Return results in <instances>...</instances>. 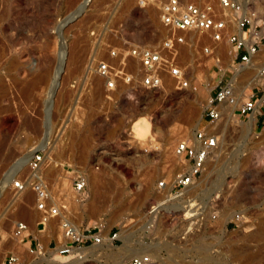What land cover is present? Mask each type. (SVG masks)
Listing matches in <instances>:
<instances>
[{
    "label": "rangeland",
    "instance_id": "obj_1",
    "mask_svg": "<svg viewBox=\"0 0 264 264\" xmlns=\"http://www.w3.org/2000/svg\"><path fill=\"white\" fill-rule=\"evenodd\" d=\"M82 1L0 0V264H50L48 257L55 264L69 262L55 250L37 255L26 247L35 238L45 250L58 244L64 216L37 225L33 190L27 185L21 197L15 196L19 190L5 184L25 176L28 154L44 141L40 169L58 202L67 206L69 219L78 228L100 222L105 233L119 232L113 249L104 246L107 242L86 247L76 264H113L116 259L131 264L138 253L150 257L146 264H264L263 124L251 125L234 105L221 104L222 116L214 124L222 133L219 145L208 171L185 194L195 199L198 214L189 218L183 199L165 197L169 185L158 187V180L171 179L181 165L173 145L182 135L164 145L168 130L179 124L187 135L219 85L231 84L238 97L250 91L241 89L237 71L242 65L232 44L222 40L214 49L207 33L196 41L200 34L192 32L177 55L188 73L187 87L176 89L164 74L160 90L121 85L108 98L102 78L87 69L90 30L114 10L131 39L156 43L165 31L153 5L141 9L135 0L119 5L89 0L80 10ZM239 1L255 10L263 35L249 64L253 79L264 60V0ZM60 59V84L47 109L49 81ZM80 171L87 174L81 201L70 184ZM92 174L97 181L90 180ZM153 200L165 204L154 217L148 213ZM18 219L28 222L23 241L12 234ZM11 253L19 260L9 262Z\"/></svg>",
    "mask_w": 264,
    "mask_h": 264
},
{
    "label": "built area",
    "instance_id": "obj_2",
    "mask_svg": "<svg viewBox=\"0 0 264 264\" xmlns=\"http://www.w3.org/2000/svg\"><path fill=\"white\" fill-rule=\"evenodd\" d=\"M115 1L116 5L122 3V0ZM152 5L158 9L160 26L165 31L156 43L129 38L123 22L116 19L114 10L108 11L103 21L90 30L87 69L91 74L102 78L104 96L109 98L121 85H129L134 90H160L163 88L164 74L173 80L176 89L187 87L190 83L188 73L177 62V55L180 45L192 32L200 34L196 41L207 33L214 42L225 40L232 44L235 47L234 58L242 66L250 62L252 55L258 51L263 37L257 29L260 25L258 16L251 6L239 0H135V6L141 9ZM203 50L211 49L204 46ZM236 95L231 84L219 85L214 96L209 97L199 121L186 136L176 140L173 154L179 158L180 168L171 179L158 180V187L164 188L166 184L170 186V196L167 198H180L183 189L193 184L201 175L208 156L218 147L222 133L214 124L222 116V102L236 103L233 110L241 116H249L255 112V121L264 125V60L258 65L250 91L239 95V99ZM209 125L212 127L208 128ZM42 157V151L35 149L27 161L25 176L16 178L14 187L28 185L33 190L34 206L39 212L37 225L45 226L51 218L60 214L64 216L62 220L59 219L62 239L58 244L48 247L49 250H45L37 238L30 240L26 247L33 254L44 255L55 250L58 254L68 256L67 260L81 261L85 252L74 250L75 247L100 244L104 242L105 235L112 243L119 232L105 233L104 225L100 222L77 228L68 218L67 206L58 202L57 194L51 191L48 180L40 169ZM71 183L75 191L83 192L87 187V174L77 172ZM162 202L164 200L150 202V216L154 217L160 211ZM191 209L193 214L189 218L199 213L197 203ZM149 226L153 224L150 223ZM12 234L15 237L28 236V222L25 219L16 220ZM8 260L16 262L19 256L11 253ZM148 262L150 257L147 254L138 253L130 259L131 264Z\"/></svg>",
    "mask_w": 264,
    "mask_h": 264
},
{
    "label": "bare ground",
    "instance_id": "obj_3",
    "mask_svg": "<svg viewBox=\"0 0 264 264\" xmlns=\"http://www.w3.org/2000/svg\"><path fill=\"white\" fill-rule=\"evenodd\" d=\"M87 2H89V0H83L82 1V3L80 4V6H79V9L81 10L82 8H84L85 7V5H86V3ZM77 13V12H76ZM76 13H74V14H76ZM74 14L72 15V17L74 16ZM244 34H246V32L244 33ZM221 42V41H220ZM213 44H214V49L215 48H217V45L219 44V41H213L212 42ZM211 52V51H210ZM232 52H233V54H235V47L233 46V49H232ZM1 55V54H0ZM256 54H254V55H252V57H251V60L253 59V57L255 56ZM2 57V56H1ZM0 57V58H1ZM251 60H250V62H248L246 65H244V66H242V67H240V69L237 71L238 72V74L240 73V79L241 80H243L242 81V86H241V89L243 90L245 87H247L249 90H250V88H251V86H252V84H253V82H254V78L252 79V78H250V74L252 73V66L250 65L249 66V64H251ZM253 65V64H252ZM62 68H63V60L62 59H60V61H59V64H58V66H57V68L55 69V71H54V75H53V77H52V79L49 81L50 82V85H49V87H48V91H47V93L49 94V98H48V101H47V105H46V108L48 109L50 106H51V101H52V99L54 98V95L56 94V92H57V89H58V86H59V84H60V77H61V72H62ZM236 72V73H237ZM47 77V76H46ZM47 79H49V77L47 78ZM246 94V92L245 91H243V92H241L240 93V95L242 96V95H245ZM237 97L236 98H238L239 99V97H238V95H236ZM222 103H225V102H222ZM221 103V104H222ZM227 104H229V103H227ZM235 104L236 103H233V104H230V105H234L235 106ZM51 108V107H50ZM46 111H48V110H46ZM47 114H48V112H47ZM249 123L251 124V125H253L254 124V122H255V119H256V115H255V112H252L249 116ZM6 123V120L4 119V120H2V124H5ZM178 135H182L181 136V138L182 137H184L185 135H186V129H185V127H181L179 124L178 125H173L169 130H168V134L166 135V137L164 138V140H163V143H164V145H166V144H170V142H172V140H174V139H176V137L178 136ZM44 144H45V141H44V143L42 144V146L40 147V149H43V146H44ZM217 149V148H216ZM216 149H214L213 150V152L210 154V155H212L213 153H214V151L216 150ZM32 155V152L31 153H29L28 154V157H27V159H29V157ZM210 155L208 156V158H207V160H206V165H205V168H204V170L202 171V173H204V171L205 170H207L206 168V166H208L207 164H208V161L210 160ZM179 159V158H178ZM28 161V160H27ZM42 161V160H41ZM211 161V160H210ZM212 162V161H211ZM21 163H22V161H20V162H18L17 163V166H19V165H21ZM16 166V167H17ZM40 166H41V162H40ZM209 168V167H208ZM208 171V170H207ZM170 172V170L168 171V173ZM202 173H201V175H202ZM208 174H210V171L209 172H207V174H204L203 176H207ZM76 176V175H75ZM74 176V177H75ZM97 176V175H96ZM96 176L95 175H90V180L92 181V182H95V181H97V179H96ZM205 179H206V177H205ZM66 181H67V179H63V181L60 183V192H62L61 190H64L65 188H64V186H66ZM69 182V181H68ZM9 184V185H11V186H14V180H12V179H8V180H6V182H5V184ZM196 183V180L194 181V183L193 184H191V185H189V186H187L186 188H184L183 189V191H182V196L179 198V199H183V201L185 202V204H183V208H187V210H189L190 211V214H193V212H191V207L193 206V204H196L195 202H194V198L192 197V196H187V197H185V194H186V192H188L189 190H191V188L193 187V185ZM70 184H71V180H70ZM3 185V184H2ZM4 186V185H3ZM27 185H25V186H23L22 188H17V190H19L17 193H16V195L15 196H20L21 197V194L22 193H24V190H26L27 189V187H26ZM166 186H168V184H166L165 186H164V188L166 187ZM72 187V186H71ZM15 188V187H14ZM64 188V189H63ZM0 189H2V188H0ZM21 191H22V193H21ZM71 191L72 192H74L75 193V195H76V197H75V200H80L81 201V199H80V195H82V193H80V192H77V191H75L73 188L71 189ZM168 196H170L169 195V193L167 192V195L165 196V197H168ZM19 197V198H20ZM163 204H164V202H162ZM162 204V205H163ZM161 205V207H165V204L162 206ZM186 210V211H187ZM186 216L187 215H185V218H186ZM64 218V217H63ZM69 218V217H68ZM62 220V219H61ZM73 223V222H72ZM74 224V223H73ZM75 225V224H74ZM76 226V225H75ZM77 227V226H76ZM78 228V227H77ZM39 230H41V229H39ZM42 231V230H41ZM40 231V232H41ZM26 237L27 236H25V235H23V236H21V237H16V238H18L19 240H20V238L22 239V241L24 240V239H26ZM17 239V240H18ZM16 240V241H17ZM104 242H107V243H104ZM104 242H102V244L104 243V246H106V248H108V249H113L114 247L111 245L112 243L110 242V240L108 239V237H106V235H105V238H104ZM17 244V243H16ZM22 245V244H21ZM94 245L95 244H93V247H94ZM97 245V244H96ZM89 246H91V245H89ZM89 246H87V247H89ZM84 248H86V247H75L74 248V250H79V251H81V250H85ZM96 248V247H95ZM99 248H104L103 246H98L97 247V249L99 250ZM48 254H51L50 252L48 253ZM56 254H58V253H55V255ZM66 256V255H65ZM43 258H45V257H43ZM48 263H50V264H55V261L53 260V259H51L50 257H48V258H46L45 259ZM117 260V261H116ZM114 262H113V264H120L121 263V259H116ZM78 262H80V260H78V259H74V260H69V262H68V264H76V263H78Z\"/></svg>",
    "mask_w": 264,
    "mask_h": 264
},
{
    "label": "crops",
    "instance_id": "obj_4",
    "mask_svg": "<svg viewBox=\"0 0 264 264\" xmlns=\"http://www.w3.org/2000/svg\"><path fill=\"white\" fill-rule=\"evenodd\" d=\"M255 123V122H254ZM42 229V228H41ZM27 238V237H26Z\"/></svg>",
    "mask_w": 264,
    "mask_h": 264
}]
</instances>
